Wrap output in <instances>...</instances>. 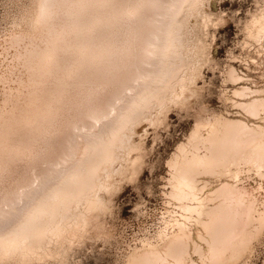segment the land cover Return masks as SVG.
Returning a JSON list of instances; mask_svg holds the SVG:
<instances>
[{"label":"bare ground","instance_id":"bare-ground-1","mask_svg":"<svg viewBox=\"0 0 264 264\" xmlns=\"http://www.w3.org/2000/svg\"><path fill=\"white\" fill-rule=\"evenodd\" d=\"M215 2L7 0L0 264H56L107 237L117 191L144 167L135 136L202 95ZM244 45L224 72L231 110H196L166 162L165 209L122 264H249L263 244L264 3Z\"/></svg>","mask_w":264,"mask_h":264},{"label":"rangeland","instance_id":"rangeland-1","mask_svg":"<svg viewBox=\"0 0 264 264\" xmlns=\"http://www.w3.org/2000/svg\"><path fill=\"white\" fill-rule=\"evenodd\" d=\"M263 3L264 0H216L213 18L217 20L210 22L205 32L201 31L209 44L208 59L202 62L196 83L202 95L189 105L167 108L158 118L160 122L148 123L140 129L135 137L144 148V167L134 180L125 181L120 192L117 191L107 222V237L87 243L79 253H72L68 260L56 264H122L129 247L141 237V229L153 226V216L162 213L166 205L163 194L168 175L166 162L193 128L196 110L201 105L218 113L231 110L224 98V72L234 61L233 57L238 61L249 58L244 45L246 27ZM9 6L7 0H0V35L7 28L5 16ZM249 264H264V242L255 250Z\"/></svg>","mask_w":264,"mask_h":264}]
</instances>
